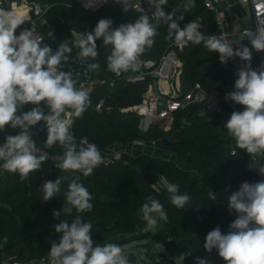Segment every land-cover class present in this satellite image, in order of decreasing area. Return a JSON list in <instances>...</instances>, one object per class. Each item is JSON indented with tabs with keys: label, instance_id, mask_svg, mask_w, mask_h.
Listing matches in <instances>:
<instances>
[{
	"label": "trees",
	"instance_id": "16d2710c",
	"mask_svg": "<svg viewBox=\"0 0 264 264\" xmlns=\"http://www.w3.org/2000/svg\"><path fill=\"white\" fill-rule=\"evenodd\" d=\"M32 3L49 5L48 27L38 29L42 34L53 32L54 38L44 43L54 50L64 39H72L71 32H92L97 22L109 18L114 26L134 22L141 14L130 12L123 14L113 4L107 5L96 14H90L76 7L72 0H28ZM183 0H168L163 6L165 12H171ZM196 6L184 13L180 21L183 27L189 21L201 18L207 25L205 35H216L213 17L204 8L203 0H195ZM144 6L148 9L147 1ZM179 14V13H178ZM154 46L143 56L144 60L159 61L167 52L176 50L171 42L165 39L167 26L162 25ZM99 56L96 61L98 72H89L86 64L72 60L66 71L79 73V83L86 81L87 72L96 83L90 94V105L82 118H76L72 132L77 140L87 137L104 153L116 145L132 148L137 143L160 144L163 151H169V157L156 153L132 155L128 151L120 159L109 165L94 169L88 177L80 173L50 172L44 175L41 170L29 174L21 181L19 174L7 171L0 179V242L8 237V242L0 247L2 255H19L24 260L47 255L50 241L58 242L60 235L53 225L64 219L53 218V212L62 210L64 192L67 190L68 177L80 175L81 183L94 196L91 212H85L82 219L93 225L91 238L96 244L116 243L121 247L145 243L148 257L155 260V245H163L174 264V257L191 252L184 264H195L196 257L208 256L209 264H225L214 249L207 253L203 248L205 237L217 226L223 233L228 232L229 224L235 220L236 213L228 209V197L239 189L242 182L264 180L253 170H249L250 156L235 145L224 124L232 111H241L240 105H229L225 95L234 88L235 75L228 63L222 64L218 53L209 52L203 45H192L178 53L183 63L181 86L184 92H190L200 85L207 92H218L220 95V114H204L203 108L193 105L186 111L175 115L170 132L158 127L143 132L140 128L141 118L136 112H123L141 104L142 96L147 89L146 83H129L128 73H122L121 79L107 70V56L110 47L105 48L103 41L97 40ZM76 50L72 56L75 57ZM104 103L101 112L96 111ZM32 105H25L23 111L30 110ZM235 107V108H233ZM186 123V124H185ZM15 134V130L6 128L4 135ZM47 129L34 137L37 147L54 156H62V148L57 144L45 148ZM235 154L232 155V152ZM66 177L61 183V191L50 201H43L39 190L46 180L55 181ZM179 185L181 193L190 195L191 200L183 209L171 204L169 194L161 185V179ZM159 189V191H157ZM210 193L214 194L219 207L216 208ZM151 196L158 199L168 215V221H160L155 231L145 232L144 221L139 218L138 210ZM76 215L65 217L71 223ZM132 264V263H131Z\"/></svg>",
	"mask_w": 264,
	"mask_h": 264
},
{
	"label": "clouds",
	"instance_id": "9594fccd",
	"mask_svg": "<svg viewBox=\"0 0 264 264\" xmlns=\"http://www.w3.org/2000/svg\"><path fill=\"white\" fill-rule=\"evenodd\" d=\"M116 2L128 11V0ZM167 3L168 0H147L148 9L144 14L134 22L118 26L111 19L102 18L92 32L73 31L70 34L73 38L62 40L55 50L38 37L29 15L18 16L13 10L0 7V132L6 128L15 130L14 135L6 134L4 143L0 144V168L19 174L21 181L41 169L50 158L31 137L32 129L43 122L47 129L44 147L58 144L63 151L56 167L84 177L91 175L103 163V156L95 143L89 142L86 136L77 140L71 130L74 120L82 118L89 107L90 95L79 83V73L66 71L65 66L74 59L86 64L89 72H98L100 65L94 62L99 56L96 41L102 39V45L110 47L108 71L119 76L135 70L139 58L154 46L158 29L166 25L165 39L180 49L189 44L203 45L209 52L218 53L222 64L234 57L244 61L234 73L233 90L224 97L243 110L232 111L224 127L236 147L250 156L249 170L264 177V64L260 70L253 69L251 64L253 50L264 52V23L245 30L249 48L241 41L231 43L223 35L206 36L197 20L181 27L184 13L196 6L195 0H183L171 12L163 9ZM95 5L87 0L85 7ZM25 24L31 26L22 27ZM18 28L21 30L17 35ZM234 44L239 47L234 49ZM74 49L75 57L72 56ZM29 104L31 109L23 111ZM65 178L42 183L39 190L44 202L60 193ZM68 179L63 208L53 212L54 219L61 216V211L64 215L63 220L53 225L55 232L62 235L58 242L50 241L46 264H131L119 244L100 245L93 241V225L82 219L81 214L92 211L94 196L81 183L80 175ZM160 179L172 205L183 209L190 203V195L181 193L178 184ZM210 197L215 198L211 193ZM228 209L237 213V218L229 224L226 234L218 226L209 231L204 250L211 253L215 249L225 264H264V180L242 182L228 197ZM74 211L76 215L69 223L65 217L72 216ZM138 214L146 222L145 232L155 231L160 221H168L162 203L151 196L141 205ZM7 242L8 237H3L0 247ZM162 250L161 244L159 252ZM190 254L185 252L174 257V264H184ZM195 264H209L208 256L196 257Z\"/></svg>",
	"mask_w": 264,
	"mask_h": 264
},
{
	"label": "built area",
	"instance_id": "2783aa9c",
	"mask_svg": "<svg viewBox=\"0 0 264 264\" xmlns=\"http://www.w3.org/2000/svg\"><path fill=\"white\" fill-rule=\"evenodd\" d=\"M147 0H128V11H124L122 3L116 0H90L96 4L94 7L86 8L87 0H72L73 4L90 14H96L103 10L107 5L113 4L123 14L136 12L144 14L147 9L144 6ZM98 3V4H97ZM204 8L213 17V24L216 29L217 36H225L231 43L241 41L245 46L251 48V44L245 36L246 29H254L258 24L264 23V0H203ZM0 7L8 8L23 15H29L36 26V34L42 38L43 43L47 39H53V32L42 34L38 29L48 27V15L51 6L29 2L28 0H0ZM201 25V31L206 32L207 25L199 18L195 19ZM193 21V20H192ZM190 22V21H189ZM188 22V23H189ZM187 24V23H186ZM25 24L22 27H30ZM21 29H17L18 35ZM243 40V41H242ZM190 45V44H189ZM187 45L186 47H188ZM176 48V50L167 52L159 61L144 60L141 57L137 62L135 70L128 71L129 83H146L147 89L142 96L140 105L124 110L123 112H136L141 118V130L148 132L153 127H158L162 131L170 132L172 130L175 115L180 111H186L193 105H199L203 108L204 114H220L221 101L218 92H207L200 85H196L190 92H184L181 86V78L183 75V63L178 58V53L184 49ZM234 49L239 47L238 44L233 45ZM252 67L260 70L264 64V52L252 51ZM232 72H236L238 67L244 63L239 58H230L227 62ZM121 79L123 75L117 76ZM89 95L96 85L90 79V73L86 74V81L82 83ZM104 103H100L96 107L97 112L103 110ZM44 129L41 122L32 129V139L35 135ZM4 137L0 140V144L4 143ZM157 144H153L155 146ZM42 152H46L41 149ZM47 153V152H46ZM126 148L121 150H111L110 153L103 158L101 165H109L115 159H120L122 154H126ZM49 158L42 164L41 171L44 175L50 172L65 173L56 165H59L62 156H54L47 153ZM235 151L232 152V155ZM97 166V167H98ZM5 170L0 168V179L4 177ZM47 255L35 257L29 260L22 259L19 255H1L0 264H46Z\"/></svg>",
	"mask_w": 264,
	"mask_h": 264
},
{
	"label": "rangeland",
	"instance_id": "374dc122",
	"mask_svg": "<svg viewBox=\"0 0 264 264\" xmlns=\"http://www.w3.org/2000/svg\"><path fill=\"white\" fill-rule=\"evenodd\" d=\"M229 105L234 106L231 101H229ZM240 108L242 111L243 110L242 106H240ZM150 145H151L150 153H156L157 155H162V157H169L170 155L169 151H166V150L163 151L160 144H157L155 146H153V144H150ZM140 154L141 153H139L138 155ZM237 215L238 214L236 213V217ZM155 247H156V254H157L155 255V260H151L148 257L147 254L151 252H148L147 249H145V243L143 242L130 244L122 248L124 249V254L128 256L132 264H172L170 260L171 257H170L169 252L165 250L164 248L162 251L159 252L158 244H156Z\"/></svg>",
	"mask_w": 264,
	"mask_h": 264
},
{
	"label": "crops",
	"instance_id": "0c3cea01",
	"mask_svg": "<svg viewBox=\"0 0 264 264\" xmlns=\"http://www.w3.org/2000/svg\"><path fill=\"white\" fill-rule=\"evenodd\" d=\"M3 136H4V132H0V140L2 139ZM150 147H151L150 144H145L140 142L135 144L132 148L129 149L126 148V150L132 155H138L139 153H150ZM122 148H123L122 146L116 145L113 148H110L101 154L104 158L110 153L111 150H121Z\"/></svg>",
	"mask_w": 264,
	"mask_h": 264
},
{
	"label": "water",
	"instance_id": "95a60500",
	"mask_svg": "<svg viewBox=\"0 0 264 264\" xmlns=\"http://www.w3.org/2000/svg\"><path fill=\"white\" fill-rule=\"evenodd\" d=\"M186 124V123H185ZM45 127V126H44ZM214 197H215V195L214 194H212ZM213 201H214V203H215V206H216V208L217 207H219V202L217 201V199H216V197L213 199ZM2 254L0 253V256H1Z\"/></svg>",
	"mask_w": 264,
	"mask_h": 264
},
{
	"label": "bare ground",
	"instance_id": "6f19581e",
	"mask_svg": "<svg viewBox=\"0 0 264 264\" xmlns=\"http://www.w3.org/2000/svg\"><path fill=\"white\" fill-rule=\"evenodd\" d=\"M18 16H20V14L19 13H17V12H15Z\"/></svg>",
	"mask_w": 264,
	"mask_h": 264
}]
</instances>
